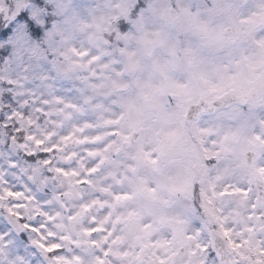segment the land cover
Listing matches in <instances>:
<instances>
[{
    "label": "clouds",
    "instance_id": "obj_1",
    "mask_svg": "<svg viewBox=\"0 0 264 264\" xmlns=\"http://www.w3.org/2000/svg\"><path fill=\"white\" fill-rule=\"evenodd\" d=\"M0 264H264V0H0Z\"/></svg>",
    "mask_w": 264,
    "mask_h": 264
}]
</instances>
